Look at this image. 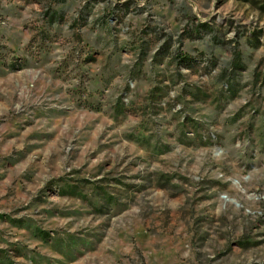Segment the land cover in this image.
Returning <instances> with one entry per match:
<instances>
[{
  "label": "rangeland",
  "instance_id": "rangeland-1",
  "mask_svg": "<svg viewBox=\"0 0 264 264\" xmlns=\"http://www.w3.org/2000/svg\"><path fill=\"white\" fill-rule=\"evenodd\" d=\"M0 264H264V0H0Z\"/></svg>",
  "mask_w": 264,
  "mask_h": 264
}]
</instances>
